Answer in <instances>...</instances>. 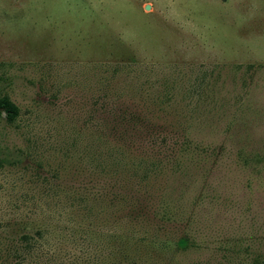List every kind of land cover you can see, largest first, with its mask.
Wrapping results in <instances>:
<instances>
[{
    "label": "rangeland",
    "instance_id": "obj_1",
    "mask_svg": "<svg viewBox=\"0 0 264 264\" xmlns=\"http://www.w3.org/2000/svg\"><path fill=\"white\" fill-rule=\"evenodd\" d=\"M5 94L1 251L39 230L23 264H264V0H0ZM101 108L190 150L113 151Z\"/></svg>",
    "mask_w": 264,
    "mask_h": 264
},
{
    "label": "trees",
    "instance_id": "obj_2",
    "mask_svg": "<svg viewBox=\"0 0 264 264\" xmlns=\"http://www.w3.org/2000/svg\"><path fill=\"white\" fill-rule=\"evenodd\" d=\"M120 111H121V114L119 118L115 120L113 118V112L111 110L109 109L103 110V108H101L100 110L101 123H102L101 126H103L100 135L101 137H104V138H107L108 136H110L111 139L114 140V142L111 141L112 145L116 147V148L112 147L113 151H116L117 149V151L121 154L123 152L130 151V152H134L138 154V157H139L140 155L139 152H140V149L143 148V144H141L138 141L136 142L135 139H132V140H128V139L130 137H133L131 136V134L139 135L140 133H143V135L148 137L146 141L149 142L150 146H148V148L152 152L166 153L167 151H169V152H173L172 155L174 154L176 155L178 153L187 152L188 150H190V147H191L190 142L187 139L185 140V142L178 141V140L170 141V144H172L174 148L172 146H168L167 140H165V137L161 134L160 127L158 126L155 127L156 125L154 126L153 124H149L147 122L148 127L150 129L153 128L154 131L157 132V136L161 134L160 137H164L161 139H155V138L150 139L148 136L149 132H147V130H144V129L141 130V124L146 123L145 114L141 108H139L138 110H132L130 112L126 110H120ZM127 113L129 114L127 115ZM18 114H19L18 106L6 94L0 96V117L5 120L6 124L11 125L17 118ZM121 138L127 139V141L124 142V140H122ZM182 142L183 144H181ZM9 155L10 154L6 152L5 157L0 156V168L6 166L8 162L10 163V161H8L6 158ZM114 167H118L117 163L114 165ZM140 181H143V178L140 177ZM48 191L56 193L52 187H48ZM160 208L164 215H169L172 213V210L168 205H162ZM131 211L133 215L137 213V212H133V211H137L134 208ZM7 232L8 231L4 232V234L6 235V237L4 238L6 240H9V243L6 244L8 245L9 248L6 247L5 251L0 250V264L3 260L5 261V257L9 255L10 249L14 250L13 251L14 253L13 258H15L14 264H21V263L23 264L24 262L23 260L25 259V256L27 254L28 256L31 255V253L33 252L32 250L34 249L35 250L40 249V251H43V249L41 248V244L38 243V240L41 238V233L39 232V230L35 232L37 235L36 238H33V236H31L28 233L21 232L20 236L17 239H15V238H11L12 236L7 234ZM72 261H77V260L74 259Z\"/></svg>",
    "mask_w": 264,
    "mask_h": 264
}]
</instances>
